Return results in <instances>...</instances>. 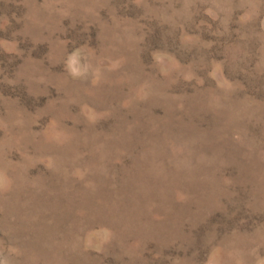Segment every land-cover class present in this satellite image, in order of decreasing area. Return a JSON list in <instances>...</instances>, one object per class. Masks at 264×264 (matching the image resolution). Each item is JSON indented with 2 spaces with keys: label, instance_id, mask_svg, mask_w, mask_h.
<instances>
[{
  "label": "rangeland",
  "instance_id": "1",
  "mask_svg": "<svg viewBox=\"0 0 264 264\" xmlns=\"http://www.w3.org/2000/svg\"><path fill=\"white\" fill-rule=\"evenodd\" d=\"M0 264H264V0H0Z\"/></svg>",
  "mask_w": 264,
  "mask_h": 264
}]
</instances>
